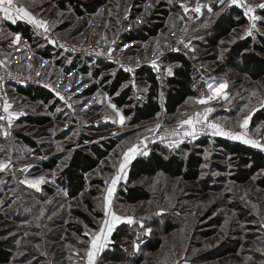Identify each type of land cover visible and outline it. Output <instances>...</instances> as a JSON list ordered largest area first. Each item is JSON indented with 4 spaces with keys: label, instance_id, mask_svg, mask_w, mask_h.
I'll list each match as a JSON object with an SVG mask.
<instances>
[{
    "label": "rangeland",
    "instance_id": "1",
    "mask_svg": "<svg viewBox=\"0 0 264 264\" xmlns=\"http://www.w3.org/2000/svg\"><path fill=\"white\" fill-rule=\"evenodd\" d=\"M22 1L26 7L35 9L39 13L38 17L49 23L58 26L71 20L72 24L60 31L62 36L70 37L69 40L92 42L103 38L102 43L111 42L117 48L126 45L121 55L119 54L113 61L123 69L148 62L158 74L164 72L169 75L167 69L171 67L164 68L161 58L168 51L185 49L196 65L203 68L205 86L212 84L215 88L222 82L228 84L225 91L229 95L230 102L222 98L218 99L220 103L212 105L216 111L209 119L215 118L227 129L239 131L238 119L246 114L248 109H253L249 134L254 138H264V120H256L258 110L263 108L264 73L255 79L247 73L236 72L226 65L228 53L238 41L249 37L256 40L259 35L264 37V24L258 25L259 31H255L252 36H246L244 33L249 21L245 17V25L233 28L216 45L208 46L203 45L204 38L200 32L207 8H204L202 15L191 9L197 3L211 5L209 0H171V2L145 0L137 7L132 6L135 0H106L107 3L95 13L83 16H78L74 8L68 7L67 10L59 8L53 0ZM216 2L219 4L218 0ZM251 2L256 3L258 0ZM161 3H166L169 14L165 16L164 26L159 30L158 35L144 42L135 40L133 43H127L124 36L136 32L144 24H149L153 12L160 8ZM184 6L190 10L184 11ZM43 8H45L44 12L40 13ZM240 10L243 12V9ZM135 12L136 17H131ZM260 12L257 10L258 15H261ZM216 15L215 12H207L205 16L213 18ZM181 17L184 19H180ZM195 40L202 46H198ZM185 43H189L190 46L185 48ZM61 57L64 58V64L59 62ZM10 61H6L8 66L14 65ZM73 61L72 56L55 50L49 61L41 62L38 57L35 61L34 57L32 60L33 68L40 72L43 85H53L64 99L57 96L56 91L49 87L46 88L54 94V99L49 103L30 100L23 96L17 91L21 86H14L16 89L9 88L7 98L13 104L12 111L23 113L14 120L10 136L4 137L0 134V149H2L0 159L11 161L8 169L0 171V241H6L12 247L13 259L10 264H77V262L83 264L81 257L84 256L87 244L80 241H87L89 237L84 235L85 231L97 230L104 219L105 181H110L116 172L113 164H118L122 152L130 145L154 133L146 129L153 128L155 124L145 126L144 123H139L136 128L135 125H130V116H126L123 109L119 108L102 88H98L90 96L83 94L85 89L100 82L113 70L100 69L101 71L95 76L94 70L101 68L98 61L78 60L77 66L71 68L70 64ZM152 61L156 62V67L153 66ZM22 64L21 62L20 65ZM83 66H86V72ZM218 70H222L221 73H218ZM146 88L147 85L133 84V99L136 102L145 101ZM207 91L204 96L210 94L209 89ZM109 100L121 110L125 117L123 124H120L119 117L109 106ZM245 105H248L247 109L244 108ZM198 106L201 105L190 99L176 114L169 116L163 126H177L180 119L186 118L183 113ZM241 109L244 111L241 112ZM0 115H3L2 111ZM29 117L49 118V121L40 125L25 120ZM0 124L7 127L4 121H0ZM257 127H261L259 133L256 132ZM202 135L201 139H207L211 143L203 153L204 164L200 179L196 182H188L181 178L169 177L164 173L143 177L132 185L142 186L150 192L151 197L137 204H129L120 197V190H124L125 184H129V169L134 159L131 161L127 168L126 179H122L116 187L112 205L118 215L131 216L137 223L131 225L122 223L115 228L110 243L97 256V264L105 263L102 256L106 250L112 249L114 234L124 224L130 228L126 232L120 231L123 234L120 245L124 251L130 253L131 258L125 261L121 256H116L115 264H176V260L177 264H191L188 258L209 252L227 240L241 241L235 252L212 261H203L202 264H264V251H262L264 250V226H262L264 225V189L257 184L258 177L264 174V171L245 184L233 182L230 179L233 164L227 154L214 147L213 141L217 138L242 142L228 137L211 136L208 132ZM83 138L85 140L81 144L79 141ZM108 138L115 140L116 146L98 167L87 175V186L81 195L71 199L56 180L67 164L71 150L90 144V140L93 139L100 141ZM185 142L187 140H182L176 147L170 146L173 142L163 145L167 149H176ZM156 145L151 147L148 155ZM254 149L261 151L258 148ZM261 152L264 154V151ZM52 156H59L58 166L54 170L44 169L41 162ZM25 165H32L26 173L22 171ZM25 175L29 178L44 175L46 182L37 190L21 182ZM97 181L101 183L98 184ZM48 200L51 203H46ZM87 201L93 204L96 212L102 213L101 218L93 217L96 223L95 229L88 226L86 229L85 224L75 216V210L89 212ZM233 204L246 208L254 214L253 218H257L259 223L252 221L249 225L254 226V229L248 231V234H258V236L244 238V224L238 222ZM253 205L256 207L253 208ZM41 209L44 210L43 216H40ZM166 212L183 217L184 226L170 234H164L163 249L151 254L142 247V240L147 236L146 230L151 229L150 219L156 220L157 214ZM218 216L222 218L221 223H213ZM141 222L143 228L139 226ZM79 227L84 229L83 234L78 232ZM210 229H214V234L205 237L203 232ZM134 244L139 245V250ZM77 250L80 251L79 256L75 255ZM253 254L255 256L258 254L256 259ZM138 255L142 260H134Z\"/></svg>",
    "mask_w": 264,
    "mask_h": 264
},
{
    "label": "trees",
    "instance_id": "2",
    "mask_svg": "<svg viewBox=\"0 0 264 264\" xmlns=\"http://www.w3.org/2000/svg\"><path fill=\"white\" fill-rule=\"evenodd\" d=\"M59 8L67 10L68 7L74 8L78 16L85 14H93L100 7L107 3L106 0H53ZM145 0H135L133 7L142 4ZM211 2L213 12L217 14L213 18H208L203 15V28L200 29L203 34V45L214 46L218 41L228 34L233 28L246 24V18L238 7L226 5H219L216 0H209ZM166 3H161L160 8L153 12L152 20L149 24H144L139 30L124 36L127 43L138 40L140 42L147 41L150 37L158 35L159 30L164 26V18L169 14V9ZM137 9V8H135ZM264 16V12H260ZM77 17V16H76ZM131 17H136V12ZM213 19V21H212ZM72 24L71 20L66 21L58 26V31L68 28ZM8 28L13 33H22L23 37L31 40L32 45L35 47L41 41L36 38L27 23L18 22L17 24L8 25ZM61 34V33H60ZM75 34V33H73ZM70 38L68 36H64ZM198 46L201 43L196 42ZM192 45H196L193 44ZM44 57H52V49L50 46L45 45L38 51ZM59 53V52H58ZM67 55V54H66ZM74 61L70 64L71 68L77 66V61L85 59L83 57L72 56ZM90 60V59H85ZM59 62L64 64V58L61 57ZM163 67L170 66L172 69L171 75H166L161 72L160 80L157 79V74L148 62L142 64L133 72H129L111 62L98 61L101 68H96L95 76L98 75L100 69L113 70L111 74L104 76L100 82L94 83L84 91V95L90 96L94 94L98 88H102L113 102L122 108L126 116H130V125L136 126L139 123L149 122L158 119L163 114L168 118L178 112L179 108L185 105L191 98L204 96L208 91L205 86L203 78V68L198 67L194 60L184 50H171L166 52L161 58ZM226 65L233 68L236 72L247 73L252 78H258L264 73V37L257 36V39L252 37L238 41L233 45L228 53ZM14 66V65H12ZM86 72V66H83ZM163 69V68H162ZM88 71V70H87ZM222 70H218L221 73ZM147 85L146 99L143 102H136L133 99V84ZM23 96L28 97L30 100H40L44 103H49L54 99V94L45 87H18ZM130 107V108H129ZM256 120H264V106L258 110ZM32 123L45 124L49 118L33 119L26 118ZM80 140L81 144L84 142ZM194 140V139H192ZM181 144L176 149H167L164 145H156L149 155L138 156L130 164L129 169V184H125V189L120 190V197L129 203L137 204L150 199V192L140 185H132L143 177H153L158 173H164L172 178H181L184 181L196 182L200 179L202 166L204 164L203 153L206 147L211 142L207 139H199L191 142ZM92 143L75 148L72 151L69 160L65 167L62 169L58 178V184L67 191V195L74 199L81 195L87 186V175L98 167L101 161L106 158L109 153L116 146V141L110 138L95 141L90 140ZM214 147L224 154H227L229 161L233 164L230 179L237 184H245L251 180L252 177L264 171V154L252 147L246 146L240 142H233L226 139H214ZM59 156H53L41 162L42 167L46 170H54L58 166ZM100 184V181H97ZM259 187L264 189V174H260L257 179ZM237 213L238 222L244 224L246 239L254 238L258 234H248V231L253 230L254 226L249 225L252 221L259 223L257 218H253L248 209L243 208L237 204L232 205ZM87 208L89 212L82 210H75V216L79 218L85 225L91 229L96 228V223L93 217L101 218L102 213L96 212L94 206L90 201H87ZM163 211V210H162ZM156 220L151 221L150 227L153 229V235H147L142 240V247L149 253H156L163 249L164 234H170L179 228H183L184 219L178 217L170 212L157 214ZM215 221V222H214ZM213 223L220 224L222 218L218 216ZM128 225H122L121 229L114 234V243L112 249L106 250L102 256L104 264H115V257L121 256L123 260L131 258L130 253L124 251L120 245L122 233L129 230ZM81 227L78 232L83 234ZM251 233V232H249ZM214 234L213 230L203 232L205 237H210ZM241 241L227 240L220 243L215 248L205 252L199 256L188 258L191 264H202L203 261H212L220 256L228 255L235 252L237 245ZM252 253V251H250ZM255 254V253H254ZM253 254V255H254ZM255 256V255H254ZM258 254H256V257ZM188 257V256H187ZM13 259L12 247L6 241H0V264H10ZM133 259V258H132ZM134 260H142V257H136ZM187 262V261H185ZM178 263L177 260L175 262ZM174 264V263H171Z\"/></svg>",
    "mask_w": 264,
    "mask_h": 264
},
{
    "label": "snow or ice",
    "instance_id": "3",
    "mask_svg": "<svg viewBox=\"0 0 264 264\" xmlns=\"http://www.w3.org/2000/svg\"><path fill=\"white\" fill-rule=\"evenodd\" d=\"M169 2H171V0H169ZM218 2L222 6H235L243 9V14L249 21V24L246 27L244 33L246 36H252L255 31H259L258 25L264 24V16L257 14V10L264 12V0H258V2L256 3L251 2V0H218ZM205 7L207 8V12H213V8L211 7V5H201L199 3H197L196 6L191 9V11L202 15ZM189 10L190 9H188L187 6H184V11L187 12ZM180 19L184 18L181 17ZM0 20L11 21L13 24L17 23V21H25L28 24L32 25L34 28L42 30L40 34L45 35V38L50 39V37L46 36V34L49 32V22L39 18L36 14L30 11L29 8L26 7L22 2V0H0ZM8 35L13 34L9 33ZM20 39L21 37L19 34H14V43H19ZM51 42L55 43L54 40H52ZM189 46V43L184 44L185 48H188ZM61 47H63V45H61ZM114 50L115 49L108 50L107 55L109 56V58H111V52ZM99 54L104 53L101 52ZM162 54L163 53H161V55ZM152 64L154 67H156L155 61H152ZM0 69H4L7 76H12V73L7 70L8 64L5 59H0ZM126 70L129 72L133 71V69L130 67ZM167 72L169 75H171L172 69L168 68ZM3 80L4 75H0V82H2ZM45 87L52 88L53 91H56L53 85H45ZM2 88L3 85L0 84V89ZM227 88V82L219 83V85L215 88H213L212 84H208L210 94L201 96L194 101L195 103L204 105L205 107L201 111H194L191 114L183 113L182 115L186 118L180 119L177 126L171 129V131L166 129L165 134L161 135L159 139L164 140L165 136L179 137V140H175L170 145L172 147H176L180 142H182V139L185 137L196 139L199 134L208 132L211 136H221L228 137L232 140H239L244 144L251 145L254 148H258L261 151H264V138H254L249 134V122L251 120L253 109H248L247 113L244 114L240 119H238L237 126L239 128V131L227 129L223 123L216 120L215 118L211 120L209 119L212 113L216 111L215 107L209 106L212 101L222 98L224 101L230 102L229 95L225 91ZM144 90L147 91V89ZM56 95L61 99H64L60 92L56 91ZM253 95H255V93H253ZM109 106L113 109L116 116L119 117L120 124H123L125 121V117L122 115L121 110L118 109L115 104H112L110 100ZM262 106H264V102H262ZM69 107H71V105H69ZM244 108L247 109L248 105H245ZM12 109L13 104L9 102L7 95L5 94L3 97H0V111L3 112V115H0V121H4L7 125V127H5L3 124H0V134H2L4 137H8L11 135L10 129L12 128L14 120L17 119L20 115H23L22 112H15L12 111ZM243 111L244 109H241V112ZM160 128L161 125L157 124L153 128L146 129V131L155 133L158 132ZM260 131L261 127H257L256 132L259 133ZM144 139L147 140L148 137H145ZM143 143V140H139L136 144L130 145L125 151L122 152L118 164H113V167L116 168V172L114 175H112L110 181H105L106 188L104 190V219L101 221L97 230L85 231L84 235L89 237L87 241H80L81 243L87 244V247L84 249V256L81 257L83 264H97V256L110 243V237L119 224L126 223L131 225L137 223V221L131 216L118 215L117 212L113 210L112 199L118 183L122 179H126L127 168L131 161L135 159L137 155H148L147 151L140 150ZM10 166V160L6 161L0 159V171L8 169ZM30 167H32V165H25L22 171L26 173L27 169ZM21 182L39 190L41 185L46 182V176L40 175L38 177L29 178L27 175H25L24 180ZM46 203H51V201L48 200L46 201ZM255 207L256 205H253V208ZM43 215L44 210L41 209L40 216ZM53 215H55V213H53ZM139 226L141 228L144 227L142 222ZM85 228L87 229V225H85ZM145 234L150 235L151 229H147ZM134 247L139 250V245L134 244ZM75 255L79 256L80 251L77 250L75 252ZM77 264H79V262H77Z\"/></svg>",
    "mask_w": 264,
    "mask_h": 264
},
{
    "label": "built area",
    "instance_id": "4",
    "mask_svg": "<svg viewBox=\"0 0 264 264\" xmlns=\"http://www.w3.org/2000/svg\"><path fill=\"white\" fill-rule=\"evenodd\" d=\"M28 24V23H27ZM31 32L33 33V35L38 38L40 42V44L42 45L41 48H43L45 45H48L51 47L52 49V57H53V52L58 51V52H62L64 54L70 55V56H77V57H83L85 59H92L95 61H103V62H111V63H115L113 62L117 56L122 52V49L125 48V46L122 47H115L111 44V42H105L102 43L101 40H103V38H100L99 41H72L69 40L68 38L62 36L59 31H58V26L55 23H49L50 27H49V32L46 34L47 37H50V39L45 38V35H41L40 32L42 30H38L36 28H34L32 25L28 24ZM54 40L55 43H52L51 41ZM61 45H63V47H61ZM109 49H115L114 51L111 52V58H109V56L107 55V52ZM103 52L104 54H99ZM40 55V57H43L45 59H51L44 57L43 55H41L40 53H38ZM36 57H34L35 59ZM116 64V63H115ZM143 64V63H142ZM142 64L136 65L134 66L132 69L133 71L135 69H137L138 67H140ZM150 65V64H149ZM151 66V65H150ZM152 67V66H151ZM127 69V68H126ZM125 69V70H126ZM8 71H10L12 73V76L9 77L5 74V70L4 69H0V75H4V80L2 82H0V84L3 85V88L0 89V97H3L5 94L8 95L9 93V88L10 87H14V86H21V87H31V86H35V87H45L43 85V79L40 75V72L35 70L33 68V66L29 67V68H18L15 66H8ZM153 70L156 72L157 74V79L160 80V75L157 73L156 69L153 68ZM132 71V72H133ZM46 88V87H45ZM14 89H16L14 87ZM220 103L219 100H214L211 102V104L209 106L212 105H218ZM205 106L201 105L198 107H195L193 109H189L187 111V113H191L193 111H201ZM186 113V112H185ZM167 117L163 114L161 117H159L156 120H153L152 122H145L144 125L145 126H149L152 124H160L161 125V129L158 132L152 133L151 135H148L146 137H148L147 140H145L144 138H142L141 140L144 141L143 145L141 146L142 151H147L149 152L151 150V147L155 144L157 145H163V143H172L175 140H179V137H172V136H165L164 140L159 139V137L161 135L165 134V130H169L171 131V129L175 128L176 126H163V124L166 122ZM137 127V126H136ZM203 133L199 134L196 139L201 138V136ZM182 140H192L191 138L185 137ZM141 156H145V155H141Z\"/></svg>",
    "mask_w": 264,
    "mask_h": 264
},
{
    "label": "crops",
    "instance_id": "5",
    "mask_svg": "<svg viewBox=\"0 0 264 264\" xmlns=\"http://www.w3.org/2000/svg\"><path fill=\"white\" fill-rule=\"evenodd\" d=\"M28 8L34 14L39 16V13L35 9L33 10L30 7H28ZM44 9L45 8L41 9L40 13L41 12L43 13ZM18 22L27 23L25 21H17V23ZM9 23L13 24L11 21L0 20V57L3 56L2 59H5L8 62L11 60L12 62L10 61V63H13L15 67L20 66V68H29V67L33 66L32 60H33V57H35V56L38 57L41 62L43 60H46V61L50 60V59H45L43 57H40V55L38 54L37 51L42 47V45L40 43L34 47L31 43V40H29L26 37H23L22 33L11 32L10 29L8 28ZM17 23H15V24H17ZM15 24H13V25H15ZM9 33H11L13 35H8ZM14 34L20 35L21 39H20L19 43L13 42L14 41ZM36 53L38 55H36ZM35 60H36V58L34 59V61ZM21 62L23 63L22 65H20ZM206 87L208 90V86H206ZM138 156H136V157H138Z\"/></svg>",
    "mask_w": 264,
    "mask_h": 264
},
{
    "label": "water",
    "instance_id": "6",
    "mask_svg": "<svg viewBox=\"0 0 264 264\" xmlns=\"http://www.w3.org/2000/svg\"><path fill=\"white\" fill-rule=\"evenodd\" d=\"M92 143V142H91ZM84 145H88V143L87 144H84ZM83 146V145H82ZM53 157V156H52Z\"/></svg>",
    "mask_w": 264,
    "mask_h": 264
},
{
    "label": "bare ground",
    "instance_id": "7",
    "mask_svg": "<svg viewBox=\"0 0 264 264\" xmlns=\"http://www.w3.org/2000/svg\"><path fill=\"white\" fill-rule=\"evenodd\" d=\"M137 126V125H136ZM136 126H135V128H136Z\"/></svg>",
    "mask_w": 264,
    "mask_h": 264
}]
</instances>
